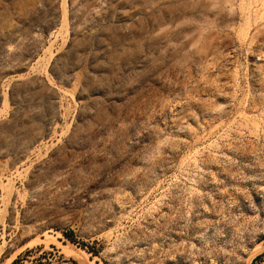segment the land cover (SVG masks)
Here are the masks:
<instances>
[{
	"label": "rangeland",
	"instance_id": "374dc122",
	"mask_svg": "<svg viewBox=\"0 0 264 264\" xmlns=\"http://www.w3.org/2000/svg\"><path fill=\"white\" fill-rule=\"evenodd\" d=\"M0 264H264V0H0Z\"/></svg>",
	"mask_w": 264,
	"mask_h": 264
},
{
	"label": "bare ground",
	"instance_id": "6f19581e",
	"mask_svg": "<svg viewBox=\"0 0 264 264\" xmlns=\"http://www.w3.org/2000/svg\"><path fill=\"white\" fill-rule=\"evenodd\" d=\"M66 247H68V246H66ZM66 247H65V248H66ZM71 247H72V246H71ZM72 248H73V247H72ZM63 249H64V248H63ZM68 249H69V248H68ZM73 250H74V249H73ZM73 250H72V252H74ZM79 250H80V249H79ZM80 252H81V251H80ZM80 252H78V253H80ZM84 252H85V251H84ZM84 252H83V253H84ZM74 253H75V252H74ZM78 255H79V254H78ZM86 255H87V254H85V256H86ZM79 256H80V255H79ZM84 258H85V257H84ZM90 262H91V261H90Z\"/></svg>",
	"mask_w": 264,
	"mask_h": 264
},
{
	"label": "trees",
	"instance_id": "16d2710c",
	"mask_svg": "<svg viewBox=\"0 0 264 264\" xmlns=\"http://www.w3.org/2000/svg\"><path fill=\"white\" fill-rule=\"evenodd\" d=\"M70 240H72V239H70ZM72 242H75L74 240H72ZM27 253H29V252H27ZM51 255L53 256V253H51ZM18 260H16L14 263H16Z\"/></svg>",
	"mask_w": 264,
	"mask_h": 264
}]
</instances>
